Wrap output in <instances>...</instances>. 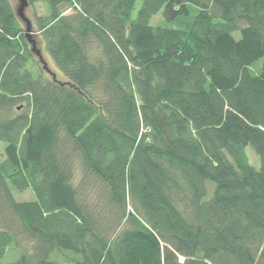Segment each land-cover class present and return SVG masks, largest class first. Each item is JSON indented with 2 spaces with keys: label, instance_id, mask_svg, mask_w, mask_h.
I'll use <instances>...</instances> for the list:
<instances>
[{
  "label": "trees",
  "instance_id": "16d2710c",
  "mask_svg": "<svg viewBox=\"0 0 264 264\" xmlns=\"http://www.w3.org/2000/svg\"><path fill=\"white\" fill-rule=\"evenodd\" d=\"M38 1L66 80L0 0V261L264 264V0Z\"/></svg>",
  "mask_w": 264,
  "mask_h": 264
},
{
  "label": "rangeland",
  "instance_id": "374dc122",
  "mask_svg": "<svg viewBox=\"0 0 264 264\" xmlns=\"http://www.w3.org/2000/svg\"><path fill=\"white\" fill-rule=\"evenodd\" d=\"M12 1L15 5L18 4L17 0H12ZM141 4H142V0H137L136 7L134 10L135 14L137 13ZM48 13H49V10H48L47 4L44 2H39V1L36 2L34 6L29 5L26 9V15L32 20V23H33L34 37H36L38 40L37 44L39 45V48L41 50H43L44 60L47 62L49 67H51L53 70H55L57 72L58 77L60 79L66 80L65 75L57 69L53 60L51 59V57L46 52L45 47H44V42H43L40 34L35 31V28H36L35 14L36 15H46ZM151 23L152 24H164L165 21L163 19L162 13L160 12V13L154 15L151 19ZM234 35L237 38H239L240 32L237 31L234 33ZM42 65H43L42 62L40 61V59L37 56V57H35V60H31L28 63V68L30 70H32V72L35 76H38L40 74V72L43 71ZM44 74L46 76H49V74L46 71H44ZM4 147H5V142L0 140V159H2ZM246 152H247V155L249 157L250 163L256 167H259L260 166V159H259V156L256 154V152L253 150V148L251 146H247ZM13 194L17 200H32V199H34V193L32 192V190L30 188H27L25 190H18L16 188H13ZM14 258H16V253L14 251H9L8 254L5 256V258L0 261V264H5L7 261H10Z\"/></svg>",
  "mask_w": 264,
  "mask_h": 264
},
{
  "label": "water",
  "instance_id": "95a60500",
  "mask_svg": "<svg viewBox=\"0 0 264 264\" xmlns=\"http://www.w3.org/2000/svg\"><path fill=\"white\" fill-rule=\"evenodd\" d=\"M12 1V0H11ZM18 4L15 5L13 3V6L15 8V11L23 25V27L26 29V34L29 39L31 50L35 57L38 56L40 61L42 62V68L44 71H46L50 76H52L54 79L62 81L58 77V74L55 70H53L51 67L48 66L47 62L43 58V50L39 48V45L37 44L38 40L36 37H34L33 34V23L32 20L26 15V9L30 5L29 0H17ZM45 47V46H44Z\"/></svg>",
  "mask_w": 264,
  "mask_h": 264
}]
</instances>
